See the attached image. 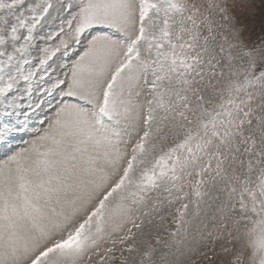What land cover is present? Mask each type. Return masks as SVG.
Segmentation results:
<instances>
[{
  "label": "snow or ice",
  "instance_id": "6c2138e0",
  "mask_svg": "<svg viewBox=\"0 0 264 264\" xmlns=\"http://www.w3.org/2000/svg\"><path fill=\"white\" fill-rule=\"evenodd\" d=\"M0 264H264V0H0Z\"/></svg>",
  "mask_w": 264,
  "mask_h": 264
},
{
  "label": "rangeland",
  "instance_id": "374dc122",
  "mask_svg": "<svg viewBox=\"0 0 264 264\" xmlns=\"http://www.w3.org/2000/svg\"><path fill=\"white\" fill-rule=\"evenodd\" d=\"M257 24H259V21L257 20Z\"/></svg>",
  "mask_w": 264,
  "mask_h": 264
}]
</instances>
